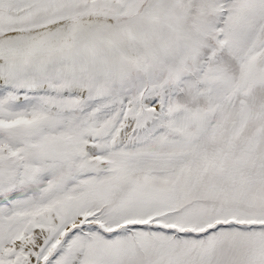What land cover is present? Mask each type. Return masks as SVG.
<instances>
[{
    "label": "snow or ice",
    "instance_id": "obj_1",
    "mask_svg": "<svg viewBox=\"0 0 264 264\" xmlns=\"http://www.w3.org/2000/svg\"><path fill=\"white\" fill-rule=\"evenodd\" d=\"M0 264H264V0H0Z\"/></svg>",
    "mask_w": 264,
    "mask_h": 264
}]
</instances>
